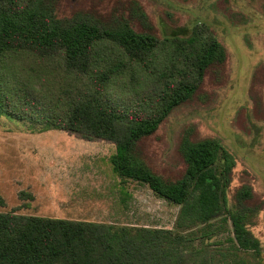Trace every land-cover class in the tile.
<instances>
[{"label": "trees", "instance_id": "trees-1", "mask_svg": "<svg viewBox=\"0 0 264 264\" xmlns=\"http://www.w3.org/2000/svg\"><path fill=\"white\" fill-rule=\"evenodd\" d=\"M60 1L0 0V115L114 143L113 171L180 205L177 230L0 211V264H247L195 244L225 215L234 247L260 253L251 226L263 204L248 184L230 194L235 159L220 139L184 134L178 180L156 173L141 147L225 62V46L196 28L160 39L137 0L106 23L62 18Z\"/></svg>", "mask_w": 264, "mask_h": 264}, {"label": "rangeland", "instance_id": "rangeland-1", "mask_svg": "<svg viewBox=\"0 0 264 264\" xmlns=\"http://www.w3.org/2000/svg\"><path fill=\"white\" fill-rule=\"evenodd\" d=\"M131 1L61 0L57 13L106 23L128 15ZM137 1L160 39L173 33L182 37L196 28L227 51L222 65L206 71L194 96L141 142L146 160L159 175L178 180L186 170L179 150L184 134L219 138L235 159L230 194L248 184L254 202L263 204L251 226L260 253L234 247L225 215L214 219L210 237L195 244L217 251L222 262L221 251L236 253L227 256L229 261L264 264V0ZM115 151V144L106 140H82L58 129L41 132L0 115V211L177 230L180 205L158 196L146 183L116 174L110 161ZM201 227L193 228L197 236Z\"/></svg>", "mask_w": 264, "mask_h": 264}, {"label": "crops", "instance_id": "crops-1", "mask_svg": "<svg viewBox=\"0 0 264 264\" xmlns=\"http://www.w3.org/2000/svg\"><path fill=\"white\" fill-rule=\"evenodd\" d=\"M51 130H53V129H51ZM55 130H57V129H55ZM59 130V129H58ZM46 131H50V130H46ZM62 131H64V130H62ZM41 132H45V131H41ZM83 140V139H82ZM113 155V154H112ZM111 155V156H112ZM111 156H110V161H111ZM122 178V177H121ZM124 179H126V178H124ZM131 180H133V179H131ZM135 181H137V180H135ZM138 182H140V181H138ZM142 183H144V182H142Z\"/></svg>", "mask_w": 264, "mask_h": 264}]
</instances>
